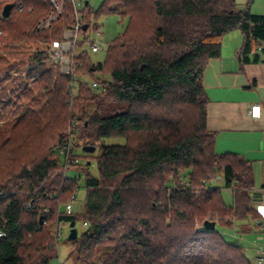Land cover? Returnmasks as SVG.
Masks as SVG:
<instances>
[{
	"label": "trees",
	"instance_id": "trees-1",
	"mask_svg": "<svg viewBox=\"0 0 264 264\" xmlns=\"http://www.w3.org/2000/svg\"><path fill=\"white\" fill-rule=\"evenodd\" d=\"M10 2V16L0 14V264H51L58 223L79 219L87 224L67 237L77 264H252L217 229L258 216L252 163L215 150L203 74L233 30L243 35V61L264 53V13L251 10L253 0H103L102 11L127 18L126 28L103 62L83 49L69 75L47 49L74 24L70 0L48 27H38L48 0L1 1ZM91 14L85 4L82 19L91 23ZM77 74L90 81L76 87ZM113 137L124 142L105 143ZM77 138L98 149L83 164L72 161ZM73 168L85 177L81 215L62 210L80 186ZM223 188L232 190L229 203Z\"/></svg>",
	"mask_w": 264,
	"mask_h": 264
},
{
	"label": "crops",
	"instance_id": "crops-1",
	"mask_svg": "<svg viewBox=\"0 0 264 264\" xmlns=\"http://www.w3.org/2000/svg\"><path fill=\"white\" fill-rule=\"evenodd\" d=\"M238 6L246 5L240 1ZM260 8L264 13V8ZM234 31L237 30L224 36L221 54L211 58L204 70L203 83L209 98L207 125L216 131L217 152L237 153L252 163L255 185L249 192L258 216L245 220L241 226L248 230L251 224L247 225V221H253V231L257 232L260 230L255 226V220L260 218L264 222V187L261 185L264 161V53L257 61H243V35H234ZM256 103L261 106L259 117L250 114L252 104Z\"/></svg>",
	"mask_w": 264,
	"mask_h": 264
},
{
	"label": "rangeland",
	"instance_id": "rangeland-1",
	"mask_svg": "<svg viewBox=\"0 0 264 264\" xmlns=\"http://www.w3.org/2000/svg\"><path fill=\"white\" fill-rule=\"evenodd\" d=\"M1 1L2 0H0V14H1V4H2ZM88 1H89L91 13H92L90 30L92 29L93 24L95 23L100 24V28L102 30V34H103L104 40L106 41V44L103 47V49H101L98 52H92L89 47V44L87 43L84 45V49L88 51V54L93 62L95 63L103 62L106 58L108 43L110 42L111 39L121 34L125 30L126 24H127V18H124L122 15L115 13V12L102 11L101 7H102L103 0H88ZM240 1L242 2L244 1L245 5L248 2V0H237L238 3ZM84 2L85 0H83L82 5H79L80 9H82L85 6ZM260 7L264 8V0H253L251 4V10L253 12L260 11V12H255V13H261V11L263 10ZM21 11H24V9L18 10V12H21ZM83 34L84 32H81L80 36L82 37ZM232 34L234 35L241 34V31L237 30V31H234ZM98 76L100 75L98 74ZM79 80L90 81V78L84 75H81V74H77L75 77L76 87L78 86ZM77 139H78L79 144L74 148L75 149L74 153H76V155L79 157L78 161H80L81 164H83L86 161L87 156L98 154V149L92 154L84 151L83 146L85 145V139L83 138H77ZM123 142H124V139L120 137H113V138L105 139V143H108V144L123 143ZM91 160H92V163L89 166L90 172L93 175H99V170H98L96 160L93 158ZM68 175L70 177L76 176L77 178H79L80 176L81 178L80 186L76 190V201L74 202V207H73V213L76 215H81L82 213H84V203L86 199L84 172L80 171L79 169L73 168V169L68 170ZM212 182L214 185H219V186L223 185L222 181L219 179H214ZM223 190H224L223 192H224L225 200L228 203L231 202L232 201V193H231L232 190H228L226 188H223ZM62 210H65L64 204L62 205ZM251 218L253 217H250V220ZM242 224H244L242 221H236L233 228L224 227L218 224L217 229L224 235V237L228 241L237 242L241 244L245 248L246 254L249 257L252 264H260L258 262V257L259 255H261V246L264 245V230L254 232L253 231V227H254L253 221L251 223H248L247 221V225L251 224L249 227L252 229L250 228H248V230L244 229L245 227H242L241 226ZM83 225H84L83 222L80 221L79 219L76 223L78 232L82 231V229L84 228ZM60 230L62 232V237L59 238V242H58L59 244L58 243L56 244V247L59 250V256L53 259L51 264H60V262H65L66 264H77L76 262L77 245L67 240L70 228L64 222H60ZM261 236H263V238H260ZM109 250H110L109 247H104L101 253L105 251H109Z\"/></svg>",
	"mask_w": 264,
	"mask_h": 264
},
{
	"label": "built area",
	"instance_id": "built-area-1",
	"mask_svg": "<svg viewBox=\"0 0 264 264\" xmlns=\"http://www.w3.org/2000/svg\"><path fill=\"white\" fill-rule=\"evenodd\" d=\"M50 4V10L45 18H43L40 22L38 27L50 26L51 22L59 18L60 15L65 10V0H48ZM72 3L74 12H75V21L70 27L66 28L63 32L62 38L55 39L51 42L50 46L48 47V54L50 59L58 66V69L62 74L69 75L72 73L73 66L76 64L77 57L84 48L79 45L80 41H84L85 44H89V47L92 52H98L106 44L104 40L102 30L100 28V24H93L92 29L91 23H88L82 19V9L79 8V5H82L83 0H70ZM86 4V0L84 5ZM4 5L1 6V16L3 11ZM14 7V6H13ZM13 9V8H12ZM18 10L24 9V5L19 3L17 5ZM12 11V10H11ZM87 23L86 30L83 29L84 24ZM90 30V31H89ZM81 32H84L83 36L81 37ZM90 86L93 89L105 91L106 87L101 86L96 80H92L90 82ZM250 114L253 117H259L261 115V106L260 104H252L250 108ZM67 149V158H69V151L70 145L65 146L61 153H65ZM69 161V160H68ZM73 163H76L77 159H72ZM76 201V194L72 195V197L67 200L65 205V212L66 213H73L74 202ZM30 205H28L29 207ZM211 219L210 217H208ZM67 226H69V221L64 222ZM84 225L87 224L86 221L83 222ZM256 226L259 228L260 231L264 230V222L260 218L255 220ZM70 228V227H69ZM57 238L59 239L62 237V232L60 230V223L57 225L56 230ZM260 238H263L261 236ZM258 262L260 264H264V245L261 246V255L258 257ZM60 264H66L65 262H60Z\"/></svg>",
	"mask_w": 264,
	"mask_h": 264
},
{
	"label": "water",
	"instance_id": "water-1",
	"mask_svg": "<svg viewBox=\"0 0 264 264\" xmlns=\"http://www.w3.org/2000/svg\"><path fill=\"white\" fill-rule=\"evenodd\" d=\"M89 1L86 0V4H88ZM14 4L13 3H6L3 7V11H2V15L3 17H9L11 14V10L13 8ZM87 23L84 24L83 29L86 30L87 28ZM83 150L89 153H93L96 150V145L93 144H85L83 146ZM43 216L40 217V223H43ZM204 226L207 229H214L216 226V221L214 220H209V219H205L204 220ZM69 227H70V231H69V235L68 238L73 239L78 235V229L76 227V222L75 220H71L69 222Z\"/></svg>",
	"mask_w": 264,
	"mask_h": 264
}]
</instances>
